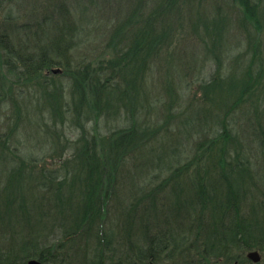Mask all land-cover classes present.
Returning a JSON list of instances; mask_svg holds the SVG:
<instances>
[{
  "label": "trees",
  "instance_id": "obj_1",
  "mask_svg": "<svg viewBox=\"0 0 264 264\" xmlns=\"http://www.w3.org/2000/svg\"><path fill=\"white\" fill-rule=\"evenodd\" d=\"M33 87L54 146L72 152L57 170L11 143ZM8 104L0 264H72L76 239L91 242L88 264H158L186 244L206 263L264 258V0H0Z\"/></svg>",
  "mask_w": 264,
  "mask_h": 264
},
{
  "label": "rangeland",
  "instance_id": "obj_2",
  "mask_svg": "<svg viewBox=\"0 0 264 264\" xmlns=\"http://www.w3.org/2000/svg\"><path fill=\"white\" fill-rule=\"evenodd\" d=\"M18 14L14 10V14ZM19 15V14H18ZM91 40L89 39L87 41V44L83 45L82 49H85V47L88 45V43ZM85 46V47H84ZM194 48L191 45H184L180 46L177 50L178 53H182V56H186L185 60L190 58L193 53ZM195 52V51H194ZM195 54H197L195 52ZM201 56L199 53L198 57ZM174 73V72H172ZM55 83H61L63 91L67 94V92L70 89V81L68 79H65L60 74L56 73L53 74ZM194 87H190V91L188 93L194 94L195 92ZM19 99L17 101L19 109H20V118L18 120V127L16 130L15 135L12 137V144L17 148L18 155L21 159L25 161L33 160V164L36 166V169H40V167H45L46 170H57L61 164L69 157H71L72 152H70V149L64 150L61 148L60 145H58V150L54 146L53 142L55 138L53 137L52 133H49L48 127H50V123L47 120V111L42 110L44 106V101L41 99H38L40 96L38 90L36 87L29 88L28 90H23V92H19ZM186 99V98H185ZM184 99V100H185ZM183 100V102H184ZM42 110V111H41ZM12 108L8 104L5 107H0V136L6 133L8 128L10 127L11 122H9V117H11ZM160 112L155 113L154 116H158L160 118ZM239 114L236 115L238 118ZM236 119V123H237ZM7 123V124H6ZM239 128L241 126L240 130H237L238 133L241 135L242 139H248L253 142L252 135L250 134L251 130L250 128H247V125L245 124L246 121L242 118L238 121ZM57 127H59L57 125ZM237 127V125H236ZM92 124L87 125L86 129L90 131V134L93 133ZM61 130V129H60ZM97 132L101 135L106 133V131L103 130L102 125L99 124V127L97 128ZM65 131V130H64ZM174 135L180 136L184 135L183 133L176 132V129L172 131ZM180 133V134H179ZM63 132L60 134V141L63 143ZM66 139L69 141L66 146L71 147V143L76 139V134L70 133L67 131L64 134ZM186 137V136H185ZM184 138V137H181ZM56 141V140H55ZM180 143L181 148H186V138L181 140ZM250 146H254V144L250 143ZM250 155H254V148L250 147ZM56 155H61L60 158L53 157ZM251 158L254 168H256V160ZM166 162H172V160H167ZM1 168V163H0ZM44 168V169H45ZM2 171V170H1ZM131 172V171H130ZM5 176V172L2 173ZM28 186H30V182L26 181ZM157 183V182H156ZM5 184V178H0V187H3ZM39 192V191H38ZM33 196V195H32ZM110 219L106 220V224L108 225L111 222H115L116 219L114 218V215L112 212H110ZM107 225L105 227V231L107 232ZM104 231V233H105ZM107 236V235H106ZM75 249L79 250L77 252V255L73 254V252L68 256L69 260L72 264H88L90 261L89 259H92L93 253L89 250L91 247V242L89 240V243H86V239L84 240H75ZM78 244V245H77ZM190 244V243H189ZM87 246V247H86ZM190 246V245H189ZM84 248H87V250L83 253L82 250ZM192 248V247H191ZM195 250L189 249L188 244H186L182 251L172 256V260H169V257L166 259L164 258V255L162 254L160 257L162 260H159L158 264H215L213 261H207V263L198 255H195ZM165 259V260H163ZM253 264V263H251ZM256 264H264V258L261 259L259 263Z\"/></svg>",
  "mask_w": 264,
  "mask_h": 264
},
{
  "label": "water",
  "instance_id": "obj_3",
  "mask_svg": "<svg viewBox=\"0 0 264 264\" xmlns=\"http://www.w3.org/2000/svg\"><path fill=\"white\" fill-rule=\"evenodd\" d=\"M246 258H247V260H249L253 264L259 263V261H260V255H259V253L257 251L248 252L246 254ZM26 264H40V262L37 261V260L32 259V260H28L26 262Z\"/></svg>",
  "mask_w": 264,
  "mask_h": 264
},
{
  "label": "bare ground",
  "instance_id": "obj_4",
  "mask_svg": "<svg viewBox=\"0 0 264 264\" xmlns=\"http://www.w3.org/2000/svg\"><path fill=\"white\" fill-rule=\"evenodd\" d=\"M58 69H53V70H51V74H56V73H58ZM251 251H256V250H251ZM248 252H250V251H248ZM248 252H246L245 253V257H246V254L248 253ZM258 252V251H257ZM259 253V252H258ZM259 255H260V261H261V259H262V256H261V254L259 253ZM247 259V258H246ZM30 260H32V259H30ZM34 260H37V259H34ZM38 261V260H37ZM249 261V260H248ZM259 261V262H260ZM40 262V261H39ZM250 262V261H249ZM251 263V262H250ZM40 264H42L41 262H40Z\"/></svg>",
  "mask_w": 264,
  "mask_h": 264
}]
</instances>
